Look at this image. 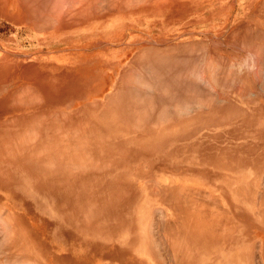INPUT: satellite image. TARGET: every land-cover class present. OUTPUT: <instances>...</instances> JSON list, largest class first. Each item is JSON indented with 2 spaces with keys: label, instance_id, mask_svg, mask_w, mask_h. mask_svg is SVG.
Instances as JSON below:
<instances>
[{
  "label": "rangeland",
  "instance_id": "obj_1",
  "mask_svg": "<svg viewBox=\"0 0 264 264\" xmlns=\"http://www.w3.org/2000/svg\"><path fill=\"white\" fill-rule=\"evenodd\" d=\"M35 3L31 16L27 0H0V185L7 187V197L0 192V214L10 231L7 253L31 250L50 264L48 250L72 247L66 216L95 205L111 212L110 224L121 232L114 245L126 243L125 249L161 250L164 238L177 249L175 239L185 241L188 235L194 237L190 249H206L215 240L206 236L211 234L223 249L203 251L204 257L234 264L238 258L232 251L227 257L224 250L244 249L249 229L258 244L243 250L244 264H264L255 230L264 229V122L256 127L264 88L246 75L255 69L254 58L237 54L232 43L238 38L230 39L231 45L225 39L251 25L246 12L253 0L248 10L247 0ZM146 42L148 47L202 42L223 57L230 54L228 65L236 72L240 94L229 92L232 110L229 115L214 112L215 125L172 126L151 136L155 130L146 136L149 140L136 139L114 153L105 141L86 136L88 126L100 130L89 114L66 116L111 94L120 69ZM126 48L132 50L124 54ZM245 91L255 97L247 99ZM97 106L94 110L108 108ZM167 187L187 201L166 197ZM70 202L73 210L65 212ZM55 203L63 210L55 212ZM219 231L230 241L222 242ZM111 252L106 262L89 264H131L127 254L118 261Z\"/></svg>",
  "mask_w": 264,
  "mask_h": 264
},
{
  "label": "bare ground",
  "instance_id": "obj_2",
  "mask_svg": "<svg viewBox=\"0 0 264 264\" xmlns=\"http://www.w3.org/2000/svg\"><path fill=\"white\" fill-rule=\"evenodd\" d=\"M38 1L27 0L30 6L29 15L35 14V9L38 8L35 2ZM96 6L98 3H95ZM257 15L249 16L248 24H251L250 26H246L235 35L233 33L226 35L225 39L227 44L231 45L230 39L238 38L235 43H232L237 54L242 52L254 58L255 69L248 71L246 75L251 83L264 88V5L261 6ZM158 41H161L162 44L166 42L164 40ZM147 43L144 46L135 47L138 50H135V54L128 61L127 67L120 69V76L112 86L113 92L102 102L93 99L89 101L90 103L86 102L82 104L83 106L80 105L78 111L66 113L68 114L66 117H70V119H75L74 116L81 119L89 114L91 120H94L95 125L100 130L96 129L95 126H88L85 128L88 132L86 136H95L93 139L102 144L105 141L107 148L114 153H121L123 148L130 147V144L136 139L149 140L150 137L146 136H150L155 130L151 136H154L159 130H166L172 126L183 130L192 128L196 124L203 125L202 128L215 125L217 116L214 112H224V114L229 115L232 110L231 104L234 103L229 102V92L236 91L240 94L239 84L236 83L238 79H235L236 72L232 71L228 65L230 64V54L223 53V57L209 50L207 45L202 42L173 47H163L162 44L148 47ZM126 49L123 51L124 54L132 50V48ZM212 49L214 50V48ZM225 79L229 80L226 81ZM245 93L247 99L255 97L254 93L250 91H245ZM97 105L108 108L106 111L94 110L96 107L99 108ZM89 108L91 110H88ZM257 118L256 127H260L264 122V110L260 111ZM78 119L73 122V125L77 124ZM188 123L190 124L186 126L185 124ZM103 132L108 133V135ZM194 144L198 145L199 143ZM84 148L87 149V146ZM227 148L229 147L223 146L222 150ZM71 183L75 182L71 181ZM74 185L77 188H82L81 185L83 184L75 183ZM0 188L3 191H0L1 193H6L7 187L5 185H0ZM73 189L75 188L72 186ZM164 191L166 197H172V201L174 199L181 200V202L187 201V197H180L176 190L175 192L172 191L171 187L165 188ZM4 195L6 196V194ZM67 206L70 208L65 209V212L69 209L73 210L72 202ZM94 206L85 208L83 214L74 212V214L66 216L65 221L70 229L69 236L73 238L70 244L72 247L71 249L48 250V256L53 259L50 264H89L97 259L104 263L107 261V253H112V250L118 255V261H121L125 254L133 259L131 254L134 250L139 258L143 260L147 258L153 264L229 263L226 260L218 262L215 259L204 257L203 251L210 252L207 249H190L191 243L194 242V237L190 235L185 238V241L176 238V244L171 241V244H175L177 249H172V251L168 249V253L167 249H163L165 254H162V251L154 248V246H147L145 249H131L128 245V249H125L126 243L114 245L115 241L121 237V232L110 224L108 216H112L111 212L104 213ZM54 207L55 212L63 210V206L60 204L55 203ZM0 222V232L3 234L0 242L2 243L0 246V264H44L39 261L41 260L40 257L38 258L36 253L31 250L24 254L19 248L15 250L17 249L15 247V251L7 253L6 249L10 250L11 246L6 248L4 245L7 246V243L4 242L6 239L8 241L10 231L1 214ZM47 226V222L41 221L42 228H47ZM15 228L11 229V233L16 230ZM206 236L215 239L211 234ZM195 239L200 243L205 240L202 237ZM147 240L150 241L151 239L148 238ZM100 242L104 244L102 249ZM65 243L67 244V242ZM109 243L112 245L110 246ZM243 250L225 249L224 251L227 254L232 251L233 254L230 255L238 258L234 264H244ZM62 252L64 253L61 255ZM263 258L264 252L262 260Z\"/></svg>",
  "mask_w": 264,
  "mask_h": 264
},
{
  "label": "crops",
  "instance_id": "obj_3",
  "mask_svg": "<svg viewBox=\"0 0 264 264\" xmlns=\"http://www.w3.org/2000/svg\"><path fill=\"white\" fill-rule=\"evenodd\" d=\"M248 4H249V0H247V4H246L247 10L249 9V5ZM262 5H264V0H253L252 6L249 9V11L246 12V15H248V17H249V15H252V14H256V15L259 14V9L261 8ZM257 17H258V15H257ZM249 20H250V18H249ZM37 46H38V44H37ZM166 215H167V217H165ZM166 215L165 216L163 215V216L166 219L169 218L168 214H166ZM252 228H255V227L253 226ZM248 230H247L248 234L246 235V237H244V249H255L256 244H258V243L256 242V239L253 236V234L251 232L249 233ZM255 230H256V233H257V237H259L258 240H259V244H260V249H261V251L263 253L264 252V229L261 228L260 226H258L257 229H255ZM214 233L216 234V232H214ZM217 233L219 234L220 240H222V242L227 243L228 241H230V239L228 237L224 236L225 234L220 233V231L217 232ZM161 234H162V231H161ZM250 241H252L254 244L250 245L249 244ZM214 243H217L216 242V238H215L214 242H212V244L210 242L211 245L206 248V249H208L210 251L208 253H212V252L215 253L216 249H223L221 247H218ZM160 248H161V250L167 249V253H168V249H170L169 251H172V249L170 248V245L166 242L165 238H164L163 242L161 243V247ZM162 254H165L164 251H162ZM224 254L227 255V257H228V254H230V253L227 254V252H225ZM131 255L133 256L131 264H151L152 263L151 260H149L147 258L144 259V260L139 258L138 255L135 254L134 250H132V254ZM208 258L210 259L211 256L209 255ZM97 260H99V259H97Z\"/></svg>",
  "mask_w": 264,
  "mask_h": 264
}]
</instances>
